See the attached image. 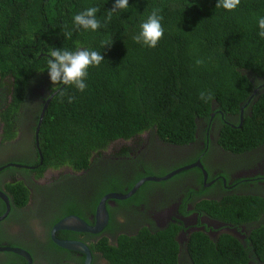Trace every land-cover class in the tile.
I'll return each mask as SVG.
<instances>
[{"label":"trees","instance_id":"obj_1","mask_svg":"<svg viewBox=\"0 0 264 264\" xmlns=\"http://www.w3.org/2000/svg\"><path fill=\"white\" fill-rule=\"evenodd\" d=\"M217 2L129 0L126 10L112 12L107 21L115 0H0V87L12 97L0 111L6 131L13 128L14 115L32 80L39 74L49 75L48 50L85 48L100 52L105 59L88 69L83 92L75 86H52L39 133L42 169L87 168L91 157L113 141L139 139L149 130L167 143L184 145L195 139L198 120H209L216 111L236 117L235 121L225 119L231 124L223 121L221 142L226 149L236 152L264 144V85L256 86L258 79L264 81V37L258 25L264 17V0H241L234 11L216 8ZM89 7L98 8L101 27L96 31L73 23L74 15ZM153 9H159L163 17L164 35L156 47H149L135 42L133 36ZM102 42L110 44L104 47ZM70 96L75 97L72 102ZM241 112L244 123L238 127ZM123 150L122 154L127 153ZM146 175L164 176L165 171L139 174L127 190L108 177L110 182L100 197L125 193ZM7 188L17 205L27 203L29 192L23 181L7 183ZM226 199L218 212L222 219L251 223L264 213V197L259 195ZM74 213L79 214L70 209L65 215ZM171 229L123 235L116 246L104 237L89 247L101 252L109 264H178ZM251 241L254 256L264 263V223L253 227ZM50 244L69 252L68 257L78 253L52 240ZM248 254L230 234L217 246L200 233L192 249L195 264H248ZM84 259L83 255L77 264Z\"/></svg>","mask_w":264,"mask_h":264},{"label":"flooded vegetation","instance_id":"obj_2","mask_svg":"<svg viewBox=\"0 0 264 264\" xmlns=\"http://www.w3.org/2000/svg\"><path fill=\"white\" fill-rule=\"evenodd\" d=\"M55 85L49 75H37L14 115L11 130L6 131L0 117V217L6 214L0 220V247L28 251L32 264H77L86 255L76 251L68 257L69 252L54 249L50 244L51 240L54 242L52 229L61 219L73 215L94 225L98 205L110 193L100 197L110 182L108 177L117 179L127 190L139 174L165 171L166 175L191 166L165 181L145 182L128 199L108 200L109 222L101 232L60 230L57 238L62 232L59 239L81 241L89 247L91 242L105 237L110 245L116 246L123 235L133 237L142 230L157 232L172 227L178 264H195L192 249L200 233L217 246L230 234L249 252L248 264H264L254 256L251 241V231L264 223V213L259 221L251 223L228 221L218 213L227 204V197L250 194L264 197V144L235 152L221 142L223 121L231 124L228 120L235 121L236 117L216 111L209 120L199 119L195 139L184 145L167 143L149 130L139 139L113 141L91 157L87 168L74 170L63 165L42 169L37 129ZM11 100V94L1 86L0 111ZM242 112L238 127L244 123ZM123 148L127 153L122 154ZM14 181H23L27 186L28 200L23 206L17 205L14 194L7 188V183ZM70 209L79 214L65 215ZM91 253L95 264H109L101 252ZM19 262L29 263L22 255L0 250V264Z\"/></svg>","mask_w":264,"mask_h":264},{"label":"clouds","instance_id":"obj_3","mask_svg":"<svg viewBox=\"0 0 264 264\" xmlns=\"http://www.w3.org/2000/svg\"><path fill=\"white\" fill-rule=\"evenodd\" d=\"M241 0H218L216 8H224L227 11H234L239 5ZM129 5V0H115V3L109 11L107 21L112 18V12L123 9L126 10ZM98 8L89 7L84 11L75 14L73 23L77 28L85 30L96 31L101 27V22L96 18ZM159 9H153L151 14L140 25V32L133 36V40L137 43H143L149 47H156L158 42L163 38L164 29L161 24L162 16L158 15ZM260 28L259 35L264 37V17L258 20ZM66 35L70 37L71 33ZM110 42H102L105 47ZM49 59L47 60V70L53 84H63L68 86H75V88L83 92L87 88L85 80L88 76V69L90 67H98L105 57L98 51L79 48L76 51H70L63 48H51L48 50ZM203 63V61H197ZM264 85V81L257 80L256 86ZM201 99H205V93H200ZM75 97L70 96L69 102ZM207 99L211 100V94L207 95Z\"/></svg>","mask_w":264,"mask_h":264},{"label":"water","instance_id":"obj_4","mask_svg":"<svg viewBox=\"0 0 264 264\" xmlns=\"http://www.w3.org/2000/svg\"><path fill=\"white\" fill-rule=\"evenodd\" d=\"M47 108V107H46ZM44 115V113H43ZM43 117L40 120L37 134H39L41 123H42ZM191 166H186L181 169L172 171L164 176H146L140 179L130 190L127 192H110L107 194L101 202L98 205L97 211H96V222L94 225L89 224L79 216H68L63 219H61L52 229V238L54 242L65 249L78 251L80 253H83L86 255L84 264H91L92 262V253L90 248L87 244L81 241H75V240H65V239H59L56 236V233L60 230H72V231H79V232H90V233H99L101 232L108 224L109 222V212L107 209V201H115V200H125L129 197L133 196L138 189L147 181H165L171 177H173L176 173L181 171L182 169H188ZM6 214L2 217H0V220H2ZM0 250L4 251H12L14 253H17L19 255L24 256L28 260V264H32V258L28 251L18 248V247H0Z\"/></svg>","mask_w":264,"mask_h":264}]
</instances>
